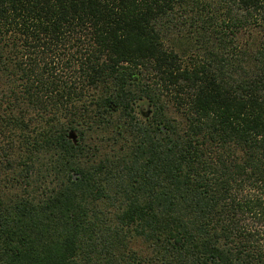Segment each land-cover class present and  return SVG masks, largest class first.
I'll list each match as a JSON object with an SVG mask.
<instances>
[{"label":"trees","instance_id":"16d2710c","mask_svg":"<svg viewBox=\"0 0 264 264\" xmlns=\"http://www.w3.org/2000/svg\"><path fill=\"white\" fill-rule=\"evenodd\" d=\"M0 264H264V0H0Z\"/></svg>","mask_w":264,"mask_h":264},{"label":"water","instance_id":"95a60500","mask_svg":"<svg viewBox=\"0 0 264 264\" xmlns=\"http://www.w3.org/2000/svg\"><path fill=\"white\" fill-rule=\"evenodd\" d=\"M68 138H69L70 140H72L73 143L76 142V136H75V133H73V132L69 133V134H68ZM74 178H75V177H74Z\"/></svg>","mask_w":264,"mask_h":264},{"label":"rangeland","instance_id":"374dc122","mask_svg":"<svg viewBox=\"0 0 264 264\" xmlns=\"http://www.w3.org/2000/svg\"><path fill=\"white\" fill-rule=\"evenodd\" d=\"M146 108L144 107L143 108V110H145ZM170 109V108H169ZM167 117H173V118H176V119H178V117L175 115V114H173V111L171 110V113L170 112H168L167 113Z\"/></svg>","mask_w":264,"mask_h":264}]
</instances>
